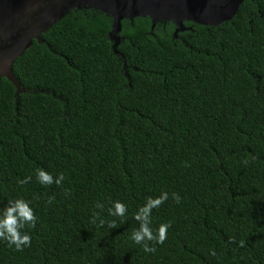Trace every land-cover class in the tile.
<instances>
[{
    "label": "trees",
    "instance_id": "trees-1",
    "mask_svg": "<svg viewBox=\"0 0 264 264\" xmlns=\"http://www.w3.org/2000/svg\"><path fill=\"white\" fill-rule=\"evenodd\" d=\"M111 24L70 11L13 64L25 92L0 80V206L23 198L37 217L29 247L0 240V264H264V0L176 38L123 20L118 55ZM161 191L151 227H171L145 253L133 215Z\"/></svg>",
    "mask_w": 264,
    "mask_h": 264
},
{
    "label": "water",
    "instance_id": "water-1",
    "mask_svg": "<svg viewBox=\"0 0 264 264\" xmlns=\"http://www.w3.org/2000/svg\"><path fill=\"white\" fill-rule=\"evenodd\" d=\"M243 0H0V80L25 92L13 74V64L33 41L73 10L91 9L112 20L108 38L115 55L120 42L121 21L147 17L151 30L157 22H171L177 34L190 30L184 23L217 26L230 21Z\"/></svg>",
    "mask_w": 264,
    "mask_h": 264
},
{
    "label": "clouds",
    "instance_id": "clouds-1",
    "mask_svg": "<svg viewBox=\"0 0 264 264\" xmlns=\"http://www.w3.org/2000/svg\"><path fill=\"white\" fill-rule=\"evenodd\" d=\"M246 163V161H245ZM30 177H25L24 180L18 181L21 184L28 183ZM37 181L44 186L55 183L61 185L64 180L62 173L55 177L43 170L38 169L36 172ZM169 198L167 191H161L158 196L146 197L144 203L139 206L133 215V219L138 222V228L133 230L130 239L137 245H140L145 253H154L156 248L149 242L154 244H162L166 239L168 229L171 227V222L161 223L155 233L151 227V216L153 209H158ZM172 199L180 202V197L176 193H172ZM49 203L51 198H49ZM97 208H102L100 203L96 204ZM128 211V206L117 200L112 202V206L108 209V214L111 216L123 217ZM37 217L34 214L30 202L23 198L9 200L5 205L0 206V240L7 242L9 247L14 246L15 250L20 251L27 248L31 244V236L24 231L25 226L35 227ZM109 227H115V223H109ZM228 243H231L229 240ZM243 242H241V245ZM209 254L215 256V250L209 249Z\"/></svg>",
    "mask_w": 264,
    "mask_h": 264
}]
</instances>
